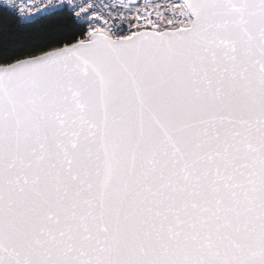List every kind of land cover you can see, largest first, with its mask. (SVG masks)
<instances>
[{
    "label": "snow or ice",
    "instance_id": "snow-or-ice-1",
    "mask_svg": "<svg viewBox=\"0 0 264 264\" xmlns=\"http://www.w3.org/2000/svg\"><path fill=\"white\" fill-rule=\"evenodd\" d=\"M0 8V264H264V0Z\"/></svg>",
    "mask_w": 264,
    "mask_h": 264
},
{
    "label": "trees",
    "instance_id": "trees-1",
    "mask_svg": "<svg viewBox=\"0 0 264 264\" xmlns=\"http://www.w3.org/2000/svg\"><path fill=\"white\" fill-rule=\"evenodd\" d=\"M0 17L9 25L0 30V62L27 56L43 46H53L63 33L62 22L57 17L46 15L34 23L20 25L5 16L2 8Z\"/></svg>",
    "mask_w": 264,
    "mask_h": 264
},
{
    "label": "built area",
    "instance_id": "built-area-1",
    "mask_svg": "<svg viewBox=\"0 0 264 264\" xmlns=\"http://www.w3.org/2000/svg\"><path fill=\"white\" fill-rule=\"evenodd\" d=\"M5 2H6V0H0V4H3ZM37 3H39V0H37ZM32 15L34 16L35 21H36V20L40 19L41 17H44L48 14L44 11H38V12L33 13Z\"/></svg>",
    "mask_w": 264,
    "mask_h": 264
}]
</instances>
